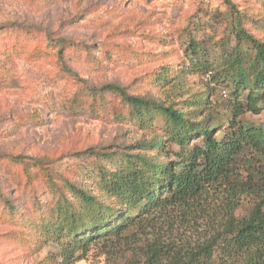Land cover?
I'll list each match as a JSON object with an SVG mask.
<instances>
[{
	"label": "rangeland",
	"instance_id": "374dc122",
	"mask_svg": "<svg viewBox=\"0 0 264 264\" xmlns=\"http://www.w3.org/2000/svg\"><path fill=\"white\" fill-rule=\"evenodd\" d=\"M229 1L233 9L225 0H0V264L59 261L46 229L56 208L79 207L68 184L118 210L99 190L97 170L124 167L125 156L163 159L144 146L163 137L164 119L137 115L118 94L100 91L103 86L159 98L153 78L168 66L179 82V92L170 95L177 108L209 90L217 112L229 113L230 87L210 73L186 74L185 52L192 36L214 73L223 68L235 45L237 12L246 30L264 41L263 0ZM241 49L250 55L248 45ZM239 121L264 129V111ZM163 147L169 150L165 141ZM259 165L244 161L239 180ZM257 202L220 187L190 208L156 211L119 239L78 250L71 264H143L151 243L189 251L219 232L229 205L241 219Z\"/></svg>",
	"mask_w": 264,
	"mask_h": 264
},
{
	"label": "trees",
	"instance_id": "16d2710c",
	"mask_svg": "<svg viewBox=\"0 0 264 264\" xmlns=\"http://www.w3.org/2000/svg\"><path fill=\"white\" fill-rule=\"evenodd\" d=\"M225 2L233 9L229 0ZM235 16L231 32L235 45L216 73L194 37L188 36L185 48L189 59L186 74L210 73L212 81L230 87L228 114L217 112L209 90L196 96L185 110L177 108L171 96L179 92V82L168 66L153 78L152 86L161 90L159 98L148 93L128 94L114 84L100 89L118 94L137 115L155 113L164 119L163 137L144 146L163 159L125 156L124 167L97 170L99 190L116 200L118 210L99 203L93 193L68 184L79 207L66 202L56 208L55 222L46 229L59 249V261L49 259L51 264H71L79 259L75 256L78 250L111 237L119 239L156 211L190 208L220 187H227L233 196L253 195L258 202L241 219L234 217L233 204L229 205L219 232L189 251L176 252L159 243L147 245L143 264H264V165L247 171L245 182L237 172L244 161L264 164V129L243 126L239 121L244 113L259 115L264 111V41L246 30L244 15L237 12ZM242 44L249 46L250 55L241 49ZM62 55L59 51L58 57ZM164 141L169 150L163 147Z\"/></svg>",
	"mask_w": 264,
	"mask_h": 264
}]
</instances>
